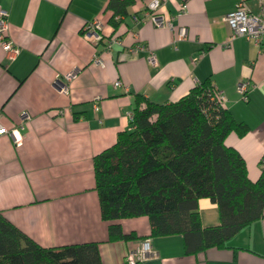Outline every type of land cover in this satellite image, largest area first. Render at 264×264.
I'll return each instance as SVG.
<instances>
[{"label": "crops", "instance_id": "obj_1", "mask_svg": "<svg viewBox=\"0 0 264 264\" xmlns=\"http://www.w3.org/2000/svg\"><path fill=\"white\" fill-rule=\"evenodd\" d=\"M108 1L0 0V9L8 12L7 34L19 48L9 60L0 47V123L11 128L23 112L28 116L20 145L0 135V212L42 247L95 242L102 264H123L126 253L149 236V221L120 219L122 232L135 239H108L93 157L129 129L127 113L136 97L172 102L208 82L248 127L243 137L230 133L224 143L239 151L255 181L264 163V45L238 36L225 46L231 30L223 18L237 0H187L183 12L179 0H161L158 13L171 19L175 32L186 30L180 40L167 27L132 20L143 16L149 0H133L114 24ZM259 1L246 0L247 8L257 13ZM94 20L101 23L98 44L81 34ZM136 45L143 49L134 51ZM149 51L156 64L148 61ZM71 71L75 77L66 81ZM56 80L65 92L55 87ZM240 80L250 85L246 101L236 90ZM198 212L202 226L218 224L209 199H199ZM149 240L153 255L138 264H264V217L237 233L230 246L196 254H184L179 235Z\"/></svg>", "mask_w": 264, "mask_h": 264}, {"label": "trees", "instance_id": "obj_2", "mask_svg": "<svg viewBox=\"0 0 264 264\" xmlns=\"http://www.w3.org/2000/svg\"><path fill=\"white\" fill-rule=\"evenodd\" d=\"M133 0H109L106 8L124 16ZM144 101V107H139ZM248 127L213 98L203 82L176 101L136 97L129 129L93 157L94 189L108 239L134 240L117 223L146 216L149 236L179 235L183 252L230 246L232 238L264 217V163L255 181L237 149L224 141L243 137ZM216 205L218 224L202 226L198 201ZM0 264H102L95 242L42 247L0 212Z\"/></svg>", "mask_w": 264, "mask_h": 264}, {"label": "built area", "instance_id": "obj_3", "mask_svg": "<svg viewBox=\"0 0 264 264\" xmlns=\"http://www.w3.org/2000/svg\"><path fill=\"white\" fill-rule=\"evenodd\" d=\"M186 1L187 0H179L178 6L179 10L182 12L185 10ZM162 4L163 3L161 0H149L146 4L143 16L141 18L133 16L132 20L134 22H143L145 20H149L155 26H164L174 31V40H180L184 38L186 36V30L184 27H178L175 32L171 19L164 17L163 15L158 13V10L160 9V7H162ZM7 18L8 12L4 9H0V47L6 53L7 58L9 60H13L19 53V48L11 41L7 34ZM223 19L231 30V34L226 40L225 46L230 47L232 40L238 36L245 37L257 46L264 45V0L259 1V9L257 13H252L247 8L246 0H237L234 9L228 12ZM100 29L101 23L98 20H94L83 25L81 34L84 39L90 41L93 44H98V42L102 39ZM142 49V45H136L133 50L136 51ZM147 59L151 64H156V59L153 51H149ZM93 61L96 64H100L101 62L99 58H94ZM74 77V71H71L64 75V79L66 81H70ZM119 84L120 82L118 80L114 81L113 83L114 86H118ZM54 85L62 92H65L67 89L65 85H62L60 83V80H56L54 82ZM249 86L250 85L246 80L238 81L236 90L239 93L241 100H247ZM213 98L221 106L225 105L226 99L223 93L220 90L216 89L214 86ZM94 108L96 109V106H94ZM127 115L130 118L132 117L131 112L127 113ZM27 118V114L23 112L21 115V121L11 128H6L0 123V135H9L14 145H20L23 140V121ZM150 255H153L151 242L149 239H143L135 244V246L126 253L123 264H138L139 262L146 260Z\"/></svg>", "mask_w": 264, "mask_h": 264}]
</instances>
